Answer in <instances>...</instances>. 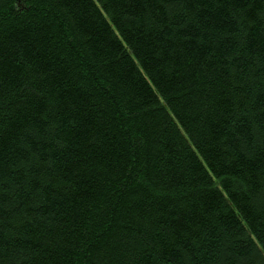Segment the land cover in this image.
Masks as SVG:
<instances>
[{
	"label": "trees",
	"instance_id": "16d2710c",
	"mask_svg": "<svg viewBox=\"0 0 264 264\" xmlns=\"http://www.w3.org/2000/svg\"><path fill=\"white\" fill-rule=\"evenodd\" d=\"M0 264H264V0H0Z\"/></svg>",
	"mask_w": 264,
	"mask_h": 264
}]
</instances>
